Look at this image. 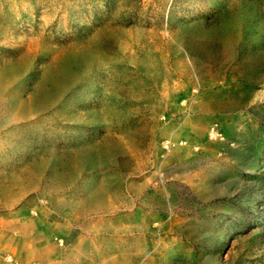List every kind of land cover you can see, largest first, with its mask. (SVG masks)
Here are the masks:
<instances>
[{"label":"rangeland","instance_id":"rangeland-1","mask_svg":"<svg viewBox=\"0 0 264 264\" xmlns=\"http://www.w3.org/2000/svg\"><path fill=\"white\" fill-rule=\"evenodd\" d=\"M0 264H264V0H0Z\"/></svg>","mask_w":264,"mask_h":264},{"label":"built area","instance_id":"built-area-1","mask_svg":"<svg viewBox=\"0 0 264 264\" xmlns=\"http://www.w3.org/2000/svg\"><path fill=\"white\" fill-rule=\"evenodd\" d=\"M9 259H11V257H9Z\"/></svg>","mask_w":264,"mask_h":264}]
</instances>
